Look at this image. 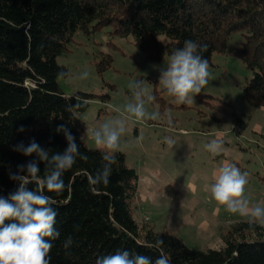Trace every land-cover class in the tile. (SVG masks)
Returning <instances> with one entry per match:
<instances>
[{
    "label": "trees",
    "instance_id": "16d2710c",
    "mask_svg": "<svg viewBox=\"0 0 264 264\" xmlns=\"http://www.w3.org/2000/svg\"><path fill=\"white\" fill-rule=\"evenodd\" d=\"M103 27L112 35L131 37L147 61L170 56L186 40L207 45L203 56L209 65L216 52L236 55L252 72L242 98L264 107V0H0V196L7 198L18 186L9 173L36 159L12 147L19 142L27 146L34 138L41 147L63 152L67 141L56 127L65 124L88 160L77 159L65 172L66 188L60 196L45 189L55 201V228L60 233L52 241L50 264H95L98 256L117 249L154 262L160 250L143 245L157 239L164 241L162 251L170 264H264V226L249 221L229 225L221 234L222 246L207 250L191 249L178 236L136 222L132 204L138 176L120 151L109 184L93 190L90 177L103 164V152L85 144L80 115L92 101L105 102L109 96L67 94L59 84L66 68L56 58L77 31L88 34ZM234 32L243 35L238 49L227 45ZM99 54L102 73L112 59ZM235 125L238 131L245 128L238 117ZM21 126L24 131H18ZM39 167L43 178L44 163ZM69 237L72 244L65 249Z\"/></svg>",
    "mask_w": 264,
    "mask_h": 264
},
{
    "label": "rangeland",
    "instance_id": "374dc122",
    "mask_svg": "<svg viewBox=\"0 0 264 264\" xmlns=\"http://www.w3.org/2000/svg\"><path fill=\"white\" fill-rule=\"evenodd\" d=\"M109 31V27L88 34L77 31L66 51L56 58L66 68L59 84L67 94L81 91L109 96L105 102L92 101L80 115L85 144L96 148L89 129L119 117L116 109L132 98L129 83L143 81L154 97L146 107L149 112H160L161 120H129L121 138L120 152L138 176L132 217L157 232L180 237L191 249L220 248L222 232L249 219L229 213L211 197L209 186L219 167L228 162L246 172L245 196L250 204L264 207V107L252 106L242 98V88L252 72L238 56L216 52L209 65L207 86L192 105H178L159 81V70L167 66L170 56L147 61L131 37H118ZM242 40V33L234 32L227 45L238 49ZM99 53L112 59L102 73L97 67ZM85 71L89 75L81 79ZM168 115L174 121L171 129L165 121ZM235 117L245 122L244 129L237 130ZM168 136L177 141L173 149L164 143ZM213 139L223 142L222 153L215 157L205 148Z\"/></svg>",
    "mask_w": 264,
    "mask_h": 264
},
{
    "label": "clouds",
    "instance_id": "9594fccd",
    "mask_svg": "<svg viewBox=\"0 0 264 264\" xmlns=\"http://www.w3.org/2000/svg\"><path fill=\"white\" fill-rule=\"evenodd\" d=\"M206 50V44L186 40L183 47L171 53L167 66L159 70V81L168 95L175 98L176 104L192 105L194 97L207 86L210 72L208 60L203 56ZM88 75L85 71L80 78L86 79ZM129 88L132 98L122 108L116 109L121 115L89 129L90 139L103 152V164L90 177L93 190L96 186L109 184L113 165L117 162L116 153L121 150V138L126 133L128 121L143 123L161 120L160 112H149L146 107L154 97L144 87L143 81L130 82ZM165 121L169 129L174 127L170 115ZM18 131H24L23 126ZM56 132L63 133L67 141L63 152H52L49 148L41 147L34 138L27 146L19 142L12 147L13 151L26 157L35 154L36 159L17 165L16 172L9 173V179L16 181L18 186L7 198L0 196V264H50L52 241L58 239L60 233L55 228V201L52 196L45 194V189L60 196L66 188L63 179L65 172L72 169L77 159L88 160V156L80 151L76 137L65 124L58 125ZM164 143L169 149H173L177 141L168 136ZM205 148L215 157L222 153L223 142L213 139ZM40 162L44 163L46 170L43 178L40 176ZM247 183L246 172L242 173L234 164L225 162L214 174V183L209 186V191L217 204L223 205L229 213L247 217L250 224L264 226V207L250 204L245 196ZM29 185L35 187L29 188ZM6 220L12 222L6 224ZM71 244L69 237L63 247L68 249ZM163 244L162 239H157L155 243L143 245L160 250L161 254L154 262L148 256L132 254L127 249H117L113 254L98 256L95 264H170L169 258L162 251Z\"/></svg>",
    "mask_w": 264,
    "mask_h": 264
}]
</instances>
